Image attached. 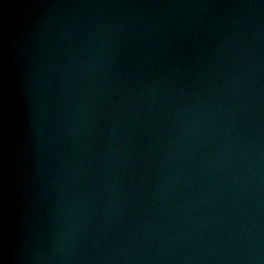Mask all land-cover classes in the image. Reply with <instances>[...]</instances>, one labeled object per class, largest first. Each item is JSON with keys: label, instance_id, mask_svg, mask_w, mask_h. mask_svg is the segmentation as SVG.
I'll return each instance as SVG.
<instances>
[{"label": "water", "instance_id": "obj_1", "mask_svg": "<svg viewBox=\"0 0 264 264\" xmlns=\"http://www.w3.org/2000/svg\"><path fill=\"white\" fill-rule=\"evenodd\" d=\"M0 264H264V0H0Z\"/></svg>", "mask_w": 264, "mask_h": 264}]
</instances>
